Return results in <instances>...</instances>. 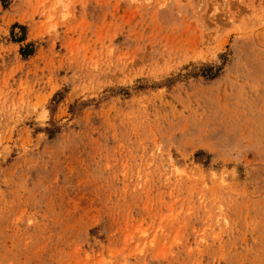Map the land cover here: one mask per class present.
<instances>
[{
  "label": "rangeland",
  "instance_id": "obj_1",
  "mask_svg": "<svg viewBox=\"0 0 264 264\" xmlns=\"http://www.w3.org/2000/svg\"><path fill=\"white\" fill-rule=\"evenodd\" d=\"M0 264H264V0H0Z\"/></svg>",
  "mask_w": 264,
  "mask_h": 264
}]
</instances>
